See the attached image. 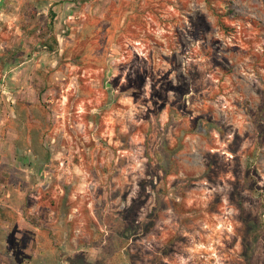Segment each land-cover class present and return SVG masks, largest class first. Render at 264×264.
<instances>
[{
	"label": "rangeland",
	"instance_id": "1",
	"mask_svg": "<svg viewBox=\"0 0 264 264\" xmlns=\"http://www.w3.org/2000/svg\"><path fill=\"white\" fill-rule=\"evenodd\" d=\"M39 1L0 0V228L43 245L0 264H264V0Z\"/></svg>",
	"mask_w": 264,
	"mask_h": 264
},
{
	"label": "crops",
	"instance_id": "2",
	"mask_svg": "<svg viewBox=\"0 0 264 264\" xmlns=\"http://www.w3.org/2000/svg\"><path fill=\"white\" fill-rule=\"evenodd\" d=\"M14 5V4H13ZM27 4H25L26 6ZM33 10L35 11H39L40 14H45V16H49V13H60L59 16H64L65 15V9L68 8V1L65 0L63 3H59V4H54L52 2L46 1V0H41L38 3L34 4L32 6ZM63 12V13H62ZM58 15V14H57ZM58 16H55V18H57ZM42 19V18H41ZM44 22H46L47 19L49 18H43ZM42 20V23H44ZM6 229L5 233L6 234H10L13 232L12 234L15 235V239L18 245H23V251L24 253L26 251H33L34 253V246L35 245H43V240L41 237V232H40V228L37 225H34L32 223L29 222L28 218H26L24 215L21 216V218L19 219L17 225L15 228L11 227V230H7V227H1L0 228V235L1 233H3V231ZM9 241V237H7V239L5 238H1L0 240V245H2V249H4V247L7 248L6 245H10ZM29 262V261H27ZM34 264L33 259L32 261L29 262V264ZM21 264H25L24 262H22Z\"/></svg>",
	"mask_w": 264,
	"mask_h": 264
},
{
	"label": "flooded vegetation",
	"instance_id": "3",
	"mask_svg": "<svg viewBox=\"0 0 264 264\" xmlns=\"http://www.w3.org/2000/svg\"><path fill=\"white\" fill-rule=\"evenodd\" d=\"M7 118L4 120L5 122L3 123V125H4V127H6V128H8L7 127V122H8V116H6ZM3 137L5 138V140H6V138H7V132L6 131H4V134H3ZM5 145H7L8 144V142L6 141V143H4ZM5 145H4V147H3V149H2V152H1V156H2V159H3V164L5 165V166H7V164H8V152H7V146L5 147ZM3 179L7 182V180L9 179L8 178V171H7V168H6V171L4 172V174H3Z\"/></svg>",
	"mask_w": 264,
	"mask_h": 264
},
{
	"label": "trees",
	"instance_id": "4",
	"mask_svg": "<svg viewBox=\"0 0 264 264\" xmlns=\"http://www.w3.org/2000/svg\"><path fill=\"white\" fill-rule=\"evenodd\" d=\"M74 2H76V3H81V2H83V1H85V0H73ZM52 16H53V18L55 17V13L54 14H52ZM53 18H52V20H53Z\"/></svg>",
	"mask_w": 264,
	"mask_h": 264
}]
</instances>
